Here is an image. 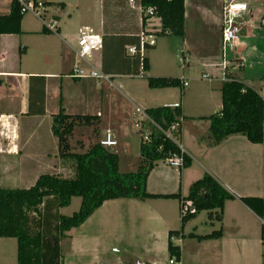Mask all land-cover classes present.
Returning a JSON list of instances; mask_svg holds the SVG:
<instances>
[{"label":"crops","instance_id":"0c3cea01","mask_svg":"<svg viewBox=\"0 0 264 264\" xmlns=\"http://www.w3.org/2000/svg\"><path fill=\"white\" fill-rule=\"evenodd\" d=\"M41 1L44 22H56L54 33L42 32L39 19L30 27L23 16L19 34L0 35V188L29 189L43 174L66 178L61 176L66 168L51 132L52 116L60 111L98 118L96 143L110 132L116 146L108 150L118 156L119 171L129 173L137 169L139 159L135 110L178 104L183 118L178 145L191 164L175 169L157 163L147 177V192L186 197L190 186L207 173L234 197L224 203L221 222L210 221L202 212L171 239L180 249L179 263L264 264L263 222L239 200H264V138L260 145L243 136L228 137L214 147L202 141L209 128L206 118L221 110L225 63L240 64L232 71L237 80L264 96V0H184L181 39L157 35L160 20L142 21L138 0ZM225 2L246 9L233 13L239 38L223 51ZM11 3L0 0V16L9 14ZM83 28L102 38V49L82 66H95L108 81L69 77ZM140 32L156 38L144 54V76L177 79V88L149 89L146 79L134 73V56L126 50ZM180 228L177 200L105 201L66 234L62 264H168V234ZM214 231H221L220 238L187 237ZM1 240L8 247L14 239Z\"/></svg>","mask_w":264,"mask_h":264},{"label":"trees","instance_id":"16d2710c","mask_svg":"<svg viewBox=\"0 0 264 264\" xmlns=\"http://www.w3.org/2000/svg\"><path fill=\"white\" fill-rule=\"evenodd\" d=\"M142 10L152 9L151 16H142V21L157 17L161 31L157 35L183 38L184 35V0H138ZM20 13L15 0H12L10 12L0 16V35L19 34ZM264 20V13L262 15ZM48 31L43 27V31ZM50 33V32H49ZM137 45V38L134 45ZM136 75L146 79L149 89L177 88L179 80L174 78L145 77L148 69L147 59L134 56ZM228 82L221 87V110L206 118L209 128L202 138L208 147H214L231 136H243L254 145L263 143L264 96L254 89L240 83L230 68L224 69ZM149 120L140 123L139 159L134 172L121 173L119 158L108 149L95 143L84 153H75L70 144L75 127L92 125L95 134L99 119L92 116H69L60 111L52 116L51 132L57 140L58 155L63 161L73 164L74 175L63 178L55 175H40L29 189L0 188V239H14L17 245L16 264H62L61 242L66 234L79 227L105 201L129 199L146 201L151 199H172L179 205L190 203L185 214H180L181 228L169 232L167 244L168 257L179 261L180 249L171 241L180 236L184 225L202 212L208 214L210 221L221 222L223 205L233 200L210 174L205 173L189 188L186 197L179 194L155 196L147 192V177L155 165L176 155L183 158V167L188 168L191 160L180 153L177 145L169 140L164 132L169 130L177 119L182 121L180 108L156 107L144 111ZM147 132L148 141H143L142 134ZM179 131L174 137L179 138ZM72 198H80L78 211L70 216L58 213L59 209L70 205ZM262 222L261 234L264 238V200L244 197L239 199ZM36 217V218H34ZM221 231H214L205 236L188 235L198 241L220 238Z\"/></svg>","mask_w":264,"mask_h":264},{"label":"built area","instance_id":"2783aa9c","mask_svg":"<svg viewBox=\"0 0 264 264\" xmlns=\"http://www.w3.org/2000/svg\"><path fill=\"white\" fill-rule=\"evenodd\" d=\"M16 4L19 7L21 14H31L35 18L42 21L43 26L49 32H55L56 22L52 21V23H45L42 19V16L45 13V6L41 0H15ZM133 1L130 0V3ZM138 9L144 16H151L153 13L152 9H146L145 11L142 10L141 6L138 5ZM246 9L244 4H236L233 2H225L223 6V16L221 22V47L224 51L226 45L236 41L239 38L240 34V27L235 23L233 19V13L240 12ZM78 40H77V48L75 50V64L72 68V73L70 74V78L73 79H84V78H92L95 80H104L108 81L107 76L103 75L99 69L95 66H90V69H87L82 66V63L88 65L90 63V59L94 56V54L102 49V38L97 35L89 32L88 28H83L79 30L78 33ZM155 36L151 33L140 32L137 35V45L127 47V54L131 56L138 55L140 60L144 57L146 49L148 47H153L155 45ZM241 65L237 62H229L225 63L223 67V74L221 77V82L225 83L228 82V78L224 74L225 68H230V71H237L240 69ZM142 69L140 68V76L142 77ZM202 79H207V76H202ZM184 87L187 86V83L184 81L182 83ZM179 107L178 104H174L170 106V108H177ZM135 127L137 130L140 129V123L144 120H149L147 115L144 111L140 109L135 110ZM138 116V117H137ZM180 120L177 119L176 122L172 123L169 127V130L164 132V135L174 142L177 147L179 148L178 141L174 137V134L179 131L180 127ZM143 141H148L149 136L148 133L145 132L142 134ZM100 146L109 149L116 146V142L113 140V136L110 132H106L104 137L98 142ZM180 153H183L179 148ZM165 162L169 167L180 169L183 167V158L181 156L173 155L166 159ZM185 208H191L190 203H186L181 205L180 207V214H185ZM117 252V250H113ZM134 264H142L141 262H135ZM168 264H180L179 261L175 259H168Z\"/></svg>","mask_w":264,"mask_h":264},{"label":"rangeland","instance_id":"374dc122","mask_svg":"<svg viewBox=\"0 0 264 264\" xmlns=\"http://www.w3.org/2000/svg\"><path fill=\"white\" fill-rule=\"evenodd\" d=\"M24 18L27 21V24L30 27L36 25V22H39L37 18L33 17L31 14H25ZM138 117V116H137ZM123 119H125V115H123ZM127 120V118H126ZM133 124V123H132ZM95 127L92 125H79L75 127L72 137L70 138V144L74 147L75 153H84L89 149V147L96 143ZM208 133V130H207ZM66 171L61 174V176H65L66 178H71L74 175L73 163L69 160L62 161ZM136 171V170H135ZM13 190V189H12ZM80 205V198H72L71 203L68 207L63 208L61 211L63 216H70L74 212L78 211ZM36 218V217H34ZM12 242V246L7 247L3 240L0 241V264H15L16 260V243L15 240H10ZM62 256L64 259L63 251Z\"/></svg>","mask_w":264,"mask_h":264}]
</instances>
